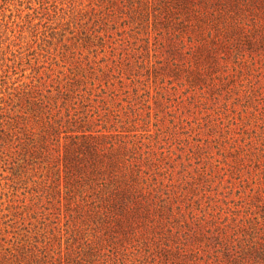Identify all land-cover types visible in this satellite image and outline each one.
Instances as JSON below:
<instances>
[{
  "label": "rangeland",
  "instance_id": "obj_1",
  "mask_svg": "<svg viewBox=\"0 0 264 264\" xmlns=\"http://www.w3.org/2000/svg\"><path fill=\"white\" fill-rule=\"evenodd\" d=\"M139 3L0 0V264H57L64 247L45 163L30 156L50 116L143 137L211 230L262 221L264 47L205 70Z\"/></svg>",
  "mask_w": 264,
  "mask_h": 264
},
{
  "label": "trees",
  "instance_id": "obj_2",
  "mask_svg": "<svg viewBox=\"0 0 264 264\" xmlns=\"http://www.w3.org/2000/svg\"><path fill=\"white\" fill-rule=\"evenodd\" d=\"M138 1L139 17L151 14L157 34L164 32L176 51L187 48L205 70L219 54L264 47V0ZM54 117L40 121L30 154L45 163L54 219L64 220L54 263L264 264V215L211 230L183 209L185 189L164 183L161 158L143 137Z\"/></svg>",
  "mask_w": 264,
  "mask_h": 264
}]
</instances>
